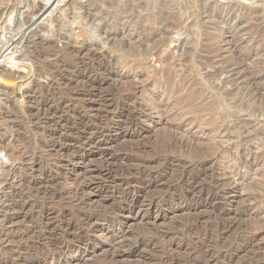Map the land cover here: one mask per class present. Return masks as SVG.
Returning <instances> with one entry per match:
<instances>
[{"label": "rangeland", "instance_id": "obj_1", "mask_svg": "<svg viewBox=\"0 0 264 264\" xmlns=\"http://www.w3.org/2000/svg\"><path fill=\"white\" fill-rule=\"evenodd\" d=\"M144 1L0 0V264H264V0Z\"/></svg>", "mask_w": 264, "mask_h": 264}, {"label": "bare ground", "instance_id": "obj_2", "mask_svg": "<svg viewBox=\"0 0 264 264\" xmlns=\"http://www.w3.org/2000/svg\"><path fill=\"white\" fill-rule=\"evenodd\" d=\"M75 1V0H74ZM94 1L95 0H88V2L84 5V4H82L81 3V5L82 6H90L91 4L94 6V5H96L95 3H94ZM97 1V0H96ZM101 1V0H100ZM149 1V0H148ZM114 2H115V0H102V3H103V5L105 6V8L107 9V11L105 10V12L106 13H108V14H113V15H115V11H110V8L113 6V4H114ZM118 2V1H117ZM150 2V1H149ZM149 2H147V1H144V0H126V2H125V8H126V10L128 11V12H132L133 13V11H135V12H142V11H144V10H146V8L148 7V3ZM124 4V3H123ZM102 5V6H103ZM120 7V6H119ZM150 7V6H149ZM90 8V7H89ZM98 8H100L99 6H98ZM114 7H112V9H113ZM4 9V8H3ZM95 9V11H96V9H97V7H95L94 8ZM109 9V10H108ZM71 10V9H70ZM91 8L90 9H88L87 7L85 8V11L84 12H86V15H89L90 13H92L91 11ZM118 10V9H117ZM147 10H148V8H147ZM2 11V10H1ZM93 11V10H92ZM218 11L219 10H217V9H213L212 11H207V12H209V13H207L208 15V17L212 14L211 12H213V13H218ZM99 12V11H98ZM120 12V11H119ZM124 12V11H123ZM250 12V11H249ZM252 12V11H251ZM122 13V12H121ZM127 13V12H126ZM150 13V12H149ZM1 14V13H0ZM118 14V13H117ZM128 14V13H127ZM141 14V13H140ZM152 14V13H151ZM170 14V13H169ZM86 15H84L83 17L85 18L86 17ZM90 15H92V14H90ZM119 15V14H118ZM257 15H259V14H257ZM256 15V16H257ZM110 16V15H109ZM130 16V15H129ZM174 17H175V15H173ZM212 16V15H211ZM262 16V15H261ZM261 16H258L257 17V20H260V19H262V17ZM81 17H82V15H81ZM82 17V18H83ZM92 19H93V17L92 16H90ZM113 17V16H112ZM141 18V17H140ZM142 18H143V20L144 21H146V22H152L153 20H151V17L146 13V14H144L143 13V16H142ZM152 18H153V15H152ZM168 19H169V16L167 17ZM90 19V18H89ZM91 19V20H92ZM117 19V18H116ZM172 19V18H171ZM175 19V18H174ZM174 19H172V20H174ZM139 20V19H138ZM170 20V19H169ZM166 21H168L167 19H166ZM175 21V20H174ZM263 21V20H262ZM170 22L172 23L173 21H171L170 20ZM176 22V21H175ZM175 22H173L174 24H175ZM153 23V22H152ZM168 23H169V21H168ZM171 23H170V25H171ZM173 23H172V25H173ZM159 24V23H158ZM94 25V24H93ZM97 25V24H96ZM107 22H105L104 24H103V26L101 27L102 29L103 28H106L107 27ZM139 25V24H138ZM166 25H169V24H166ZM151 26L153 27V24H151ZM142 27V26H141ZM172 27V26H171ZM92 28V27H91ZM95 28V27H94ZM145 28V27H144ZM90 29V28H89ZM96 29V28H95ZM147 29H148V25H147ZM91 30H93V29H91ZM149 30H151V36L153 35L152 34V31H153V29H151V28H149ZM149 30H146V32L147 31H149ZM140 32V31H139ZM157 32V31H156ZM141 33H142V31H141ZM145 33V32H144ZM154 33V32H153ZM163 33H165V32H163ZM166 34V33H165ZM138 36V35H137ZM147 36H149V34L147 33ZM165 36V35H164ZM139 37V36H138ZM156 37H158V36H156ZM162 37V36H161ZM98 38V37H97ZM113 38V37H112ZM116 38V37H115ZM144 38V37H143ZM142 38V39H143ZM163 38V37H162ZM166 38V37H165ZM156 39H158V38H156ZM147 40V39H146ZM152 40V39H151ZM162 41V39H158V41ZM113 41V40H112ZM157 41V40H156ZM157 41V42H158ZM54 42V41H53ZM116 42V41H115ZM146 42V41H145ZM144 42V43H145ZM155 42V41H154ZM156 42V43H157ZM163 43V42H162ZM114 44V43H113ZM112 44V45H113ZM132 44V43H131ZM50 45V44H49ZM53 45V44H52ZM56 45V44H55ZM111 45V46H112ZM115 45H117L116 43H115ZM157 46V44H153V46ZM159 45V44H158ZM140 46V45H139ZM143 46V45H142ZM113 47H114V45H113ZM135 47H137V50H139V48H138V46H135ZM145 47V46H144ZM49 48V47H48ZM52 48V47H51ZM55 48V47H54ZM74 48V47H73ZM82 48V47H81ZM87 48V47H86ZM53 49V48H52ZM72 49V48H71ZM89 49V48H88ZM128 49V48H127ZM132 49V48H131ZM141 50H143V48H141ZM145 50V49H144ZM68 51H69V49H68ZM78 51V50H77ZM128 51V50H127ZM130 51V50H129ZM132 51V50H131ZM59 52V51H58ZM122 52V51H121ZM136 52V51H135ZM134 52V53H135ZM139 52V51H138ZM137 52V53H138ZM143 52V51H142ZM123 53V52H122ZM189 53V52H188ZM74 54V53H73ZM133 54V53H132ZM131 54V55H132ZM72 55V54H71ZM93 55V54H92ZM128 55H130L129 53H128ZM189 55H190V53H189ZM133 56V55H132ZM137 56V55H136ZM135 56V57H136ZM139 56V55H138ZM81 58V57H80ZM107 58V57H106ZM132 59V58H131ZM135 59V58H134ZM147 59V58H146ZM165 59H167V58H165ZM137 60V59H136ZM163 60H164V58H163ZM83 61V60H82ZM107 61V60H106ZM86 67V66H85ZM169 67V66H168ZM90 69V68H89ZM162 70H163V68H161ZM166 71H168V70H166ZM90 72V71H89ZM88 72V73H89ZM104 72V71H103ZM102 72V73H103ZM165 73H167V72H165ZM108 76V75H107ZM164 76V75H163ZM98 77V76H97ZM188 77V76H187ZM186 77V78H187ZM106 78V77H105ZM102 79V78H101ZM172 79H173V77H171L170 75H166V85H167V87L166 88H169L170 86L172 87ZM181 80H183L182 82H184V81H186L185 80V77H181ZM255 81V80H254ZM100 82V81H99ZM170 83V84H169ZM186 83H187V81H186ZM255 83V82H254ZM194 84V83H193ZM97 85V84H96ZM197 86V84H194V87H192V89H190V90H186V92L185 93H183V94H185V96L184 97H182L183 98V100L186 102L185 103V107H184V113L185 114H187V113H191V114H193L194 116H198L199 114L201 115V114H204V113H207V114H210L211 115V117H210V120H208L207 122H206V124L208 125V126H211V130L212 131H214L215 133L218 131V129H219V127L222 125L221 123L222 122H225V121H227V120H230L231 121V118L232 117H234L235 116V113H238L239 112V110H237L235 107H238V109H239V106L241 105H237V106H231L232 107V110H233V112H235V113H231L229 110H228V108H225V107H222L221 105H222V102H223V100L225 99V98H227V97H233V92H230V91H221V90H219L217 93H216V96H214V98H212V100L210 101V103H203L202 101H204V100H202L201 98H202V95H203V87L200 85V86H198V88L197 89H194L195 87ZM257 86V85H256ZM88 87V86H87ZM171 87H170V89H171ZM194 89V90H193ZM259 89V88H258ZM179 90V89H178ZM181 90V89H180ZM183 91V90H182ZM168 92V91H167ZM171 93V92H170ZM182 93V92H181ZM263 94V93H262ZM261 94V96H263ZM264 97V96H263ZM262 98V97H261ZM200 101V102H199ZM109 103V102H108ZM260 105H261V103H260ZM256 106H258V104L257 105H255V108H256ZM222 107V111H223V113L222 112H219V108H221ZM254 107H252L251 108V110H255L256 111V109L254 108ZM258 108H261V110L264 112V108H262V107H258ZM110 110V109H109ZM113 110V109H112ZM188 112H187V111ZM130 113H132V111H130ZM240 113H241V111H240ZM250 113H251V111H250ZM128 115V114H127ZM130 115H132V114H130ZM209 115V116H210ZM216 115L218 116L217 118H219L220 119V122H216V118H214V117H216ZM237 115V114H236ZM253 115V114H252ZM93 116V115H92ZM122 116V115H121ZM183 116V115H182ZM202 117V116H201ZM107 118V117H106ZM87 121V120H86ZM134 122V121H133ZM139 122V121H138ZM254 122V121H253ZM130 123H128V125H129ZM135 124H137V123H135ZM135 124H134V126H135ZM237 124V123H236ZM243 124H248L247 122H244ZM242 124V125H243ZM242 125H240V126H242ZM248 125H250V124H248ZM87 126V125H86ZM106 126V125H105ZM133 126V125H132ZM133 126V127H134ZM239 126V125H238ZM238 126H233V128H232V130H229L228 128H226V130L224 131L226 134H227V136H229V135H231V134H237V130H239V128L240 127H238ZM103 129L105 128V127H103V126H101ZM107 127V126H106ZM236 127H238L237 129H236ZM243 127V126H242ZM263 127V126H262ZM96 128L97 127H95V130H96ZM99 128V127H98ZM134 129H135V127H134ZM171 129V128H170ZM236 129V130H235ZM241 129V128H240ZM100 130V129H99ZM133 130V129H132ZM94 131V130H93ZM102 131V130H101ZM108 131V130H107ZM257 131V130H256ZM173 132V131H172ZM177 135V134H176ZM97 138H98V136H97ZM174 137H172V139H173ZM177 137L175 136V139H176ZM187 138V137H186ZM99 139H101V138H99ZM108 139V138H107ZM174 139V140H175ZM178 139V138H177ZM177 139H176V141H177ZM179 139H180V141H182V143H180L181 145L183 144L184 145V147L186 146L187 147V150H185V153L186 152H188V155L189 156H192V157H195V156H197V157H199L200 156V158H201V156L202 155H205L206 157L207 156H213V155H215V154H217V153H219L220 152V150H219V145L216 143V142H212L211 140L210 141H208V139H207V142L205 141V142H203L202 141V143H198V142H196V143H198V144H194L193 145V143L192 144H190V143H188L187 141H185V139H183L182 138V136H180L179 137ZM173 140V141H174ZM101 141V140H100ZM97 142V141H96ZM102 142V141H101ZM175 142V141H174ZM178 142V141H177ZM98 143H100V142H98ZM94 144V143H93ZM99 145V144H98ZM97 145V146H98ZM175 145V144H174ZM174 145H173V148H174ZM177 145V144H176ZM179 146V145H178ZM100 147V146H99ZM108 147V146H107ZM177 147V146H176ZM186 147H185V149H186ZM100 148H102V147H100ZM104 148V147H103ZM106 148V147H105ZM112 148V147H111ZM173 148H170V149H172L173 150ZM178 148V147H177ZM181 148H183V147H181ZM169 149V148H168ZM176 149V148H175ZM182 150V149H181ZM101 152V151H100ZM169 152V151H168ZM107 153V152H106ZM111 154V153H110ZM221 154V153H220ZM101 155V154H100ZM87 156V155H86ZM80 158V157H79ZM81 159V158H80ZM197 159V158H196ZM100 161V160H99ZM98 161V162H99ZM103 161H106V159H103ZM108 161V160H107ZM204 161V160H203ZM202 161V162H203ZM91 163H93V162H91ZM95 163V162H94ZM106 163V162H105ZM107 163H109V162H107ZM201 163V162H200ZM204 163V162H203ZM249 163V162H248ZM99 165V164H98ZM103 165V164H102ZM105 166V165H104ZM100 167H102V166H100ZM200 167V166H199ZM111 169V168H110ZM114 169H116V168H114ZM200 169V168H199ZM211 169V168H210ZM214 170V169H213ZM111 171V170H110ZM109 171V168L107 169V172L108 173H104L105 174V176H103L104 178H107V179H113L114 177H115V175L114 176H112V173ZM116 171V170H115ZM199 172H200V170H198ZM114 172V171H113ZM198 172V173H199ZM115 173V172H114ZM142 173V172H141ZM120 174V173H119ZM138 174V173H137ZM199 174H201V173H199ZM203 174V173H202ZM103 175V174H102ZM127 175V174H126ZM145 175V174H144ZM95 176V175H94ZM138 176V175H137ZM192 176V175H191ZM124 177V176H123ZM127 177V176H126ZM145 177V176H144ZM194 176H192V178H193ZM213 177V176H212ZM118 178V177H117ZM140 178V177H139ZM194 179V178H193ZM78 180V179H77ZM117 180V179H116ZM121 179H119V181H120ZM132 180V179H131ZM190 180V179H189ZM188 180V181H189ZM199 180V179H198ZM122 181V180H121ZM191 181V180H190ZM195 181V180H194ZM129 182V181H128ZM182 182H184V180L182 181ZM193 182V181H192ZM197 182H199V181H197ZM216 182V181H215ZM186 183H188L189 184V182H186ZM201 183V182H200ZM127 184V183H126ZM199 184V183H198ZM117 185H119V183L117 184ZM194 185H195V183H194ZM201 186V185H200ZM78 187V186H77ZM118 187V186H117ZM116 187V188H117ZM124 187V186H123ZM190 187V186H189ZM216 187V186H215ZM125 188H126V186H125ZM143 188V187H142ZM194 188V187H193ZM199 188V187H198ZM203 189V188H202ZM220 189V188H219ZM121 190V189H120ZM127 190V189H126ZM194 190V189H193ZM199 190V189H198ZM126 192V191H125ZM125 192L123 191V196L125 197L126 196V194H125ZM192 192V191H191ZM190 192V193H191ZM199 192V191H198ZM206 192H208V191H206ZM193 193V192H192ZM210 193V192H209ZM45 194V193H44ZM195 194V193H194ZM185 195V194H184ZM208 195V194H207ZM213 196H215L216 197V195H214L213 194ZM221 197V196H220ZM25 198V197H24ZM126 198V197H125ZM27 200V199H26ZM210 201V200H209ZM217 201V200H216ZM25 202V201H24ZM126 202V201H125ZM131 202V201H130ZM205 202V201H204ZM208 202V201H207ZM23 203V202H22ZM214 203V202H213ZM25 204V203H24ZM22 206H24V205H22ZM25 208V207H24ZM126 208V207H125ZM20 209V208H19ZM129 209V208H128ZM112 210V209H111ZM21 211H22V209H21ZM113 211V210H112ZM40 212V211H39ZM26 213V212H25ZM41 213V212H40ZM118 213V212H117ZM38 214V213H37ZM42 214V213H41ZM113 214V213H112ZM32 215V214H31ZM43 215V214H42ZM217 216V215H216ZM218 222V221H217ZM94 223V222H93ZM69 224V223H68ZM228 224V223H227ZM43 226V225H42ZM89 226V225H88ZM87 226V227H88ZM228 226V225H227ZM38 233H39V235L40 236H42L43 237V235H44V229H39L38 230ZM74 235V234H73ZM68 239V238H67ZM39 240V239H38ZM64 241V240H63ZM30 246V245H29ZM39 248V247H38ZM29 249V248H28ZM40 249V248H39ZM134 249V248H133ZM39 252H40V250H39ZM46 257V256H45ZM37 258V257H36ZM205 258V257H204ZM27 259V258H26ZM33 259V258H32ZM35 259V258H34ZM40 260L41 259H37L36 261H32L33 263H39L40 262ZM207 261V260H206ZM30 262V261H29ZM28 262V263H29ZM32 263V264H33ZM254 263V262H253ZM253 263H251V264H253ZM257 263V262H256ZM255 263V264H256ZM40 264V263H39ZM49 264V263H48ZM248 264H250L249 262H248Z\"/></svg>", "mask_w": 264, "mask_h": 264}]
</instances>
